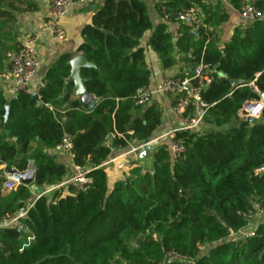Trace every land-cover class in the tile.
Here are the masks:
<instances>
[{
    "label": "trees",
    "instance_id": "trees-1",
    "mask_svg": "<svg viewBox=\"0 0 264 264\" xmlns=\"http://www.w3.org/2000/svg\"><path fill=\"white\" fill-rule=\"evenodd\" d=\"M153 1L160 16L191 6L204 14L197 35L181 25L173 42L160 22L148 44L163 68L177 63L176 53L189 65L186 75L200 62L211 68L202 93L206 126L176 129L180 153L162 141L150 154L151 170L132 162L109 184L102 163L112 147L151 140L162 117L157 105L134 106L130 99L150 82L139 44L152 28L146 6L104 0L82 27L77 47L92 65L79 69L86 92L97 99L91 110L72 98V84L64 87L70 53L47 68L37 100L20 91L10 100L0 95V165L6 170H25L33 159L34 184L58 185L67 169L44 150H54L65 134L73 163L89 166L85 190L55 188L31 206L23 184L0 197V217L28 206L25 230L0 229V264H264V219L253 236L229 239L254 214L264 215V104L257 119L238 115L264 93V0H255L259 17L234 27L222 50L214 27L227 16L206 0ZM228 1L239 9V0ZM33 10L30 0H0V72L5 52L17 45V15ZM231 80L240 84L232 87ZM110 133L111 146L105 145ZM172 252L183 261H164Z\"/></svg>",
    "mask_w": 264,
    "mask_h": 264
},
{
    "label": "built area",
    "instance_id": "built-area-1",
    "mask_svg": "<svg viewBox=\"0 0 264 264\" xmlns=\"http://www.w3.org/2000/svg\"><path fill=\"white\" fill-rule=\"evenodd\" d=\"M86 1L87 0H49L48 11L42 24V33L56 42L64 40L65 34L61 19L68 13L73 4H83ZM238 12L242 24H247L260 15L255 6V0H239ZM203 20L204 16L196 6L182 9L172 16L166 13H163L161 16V21L173 31V42L181 35L179 26L183 25L187 26L190 30H199L205 27ZM38 39L39 36L36 34L28 35L22 42L18 43L14 48L6 51L4 54L5 67L0 72V82L11 84L15 93L14 97L19 91L30 94L35 93L38 96V91L42 83L35 86L33 85V79L38 68L36 53V43ZM210 74L211 68L200 62L191 69L188 75L182 77H165L162 79L158 92L173 99V108L180 122L179 129L199 130L198 126L201 124L202 114L206 108V104L202 99V93L210 82ZM250 86L255 90L253 83H251ZM152 94L153 92L147 87H140L131 95L130 99L134 106L144 107L149 104ZM250 115L259 116L252 115L251 113ZM174 131L164 133L162 141L169 145L173 153L178 154L182 151V147L174 141ZM113 136L114 135L111 133L107 135L105 145L111 146ZM117 136L120 137V135ZM151 143L152 140L137 142L134 143L133 146L129 143L128 145L131 147L128 154L133 155L136 162H142L148 158L152 152L150 150ZM55 150L65 152L70 157L72 169L69 176L62 183L54 187V189L73 187L76 190H85L86 184L89 181L87 176L89 166H77L73 163L70 136L65 134L61 142L55 147ZM106 160L102 163L103 168ZM131 163L132 161L129 160L120 161L116 164L115 168L119 172H123L131 167ZM0 181L3 190L6 191L15 190L21 184L18 175L9 173V171L5 169V166L1 165ZM37 197H39V195H37ZM49 200L52 203L55 202L52 198ZM28 206H31V204ZM28 206L20 208L14 214L0 217V229L11 227L20 231L25 230L23 220L26 218ZM262 213H264V211H262ZM242 230L245 231L241 234L243 238L254 235V227H250L248 230H245V228ZM166 256L167 260L183 259L174 252L168 253Z\"/></svg>",
    "mask_w": 264,
    "mask_h": 264
},
{
    "label": "crops",
    "instance_id": "crops-1",
    "mask_svg": "<svg viewBox=\"0 0 264 264\" xmlns=\"http://www.w3.org/2000/svg\"><path fill=\"white\" fill-rule=\"evenodd\" d=\"M30 1L35 4V10L19 13L17 15L15 27L17 31V44L22 42L28 35L36 34L39 36L38 42L36 43L38 68L36 75L33 79V85L35 86L42 83V78L44 76L45 71L50 66V64H52L58 58L59 55L63 53H70L72 55L71 58L80 54L82 55L81 52L77 51V47L81 42V29L85 24H88L90 22L91 16L97 9H99V7L103 4L104 0H87L83 4H73L68 13L61 19L65 38L60 42H56L51 38L46 37L42 33V24L48 11L49 0ZM139 1L143 2L146 6L147 13L152 24V28L146 33H144V35L139 41V44L143 47L144 59L147 68L150 72V82L147 88L151 90L153 94L151 96L149 104L157 105L161 111V124L156 129L151 138L152 141H156L158 144L162 142L164 133L168 131H174L180 128V122L173 108V99L158 92L159 86L161 84L162 79L165 77H182L183 74L186 75L189 70V65L187 64V62L182 60V54L176 53L175 57L177 58V63L170 68H163L158 55L155 51L152 50V48L148 44L149 38L154 28L160 22H162L161 16L154 8L153 0ZM205 3L208 4L213 11L219 10L222 12V14H225L227 16L224 21L218 23L214 27L217 44L221 46L220 48L222 49L223 43H225L229 39L234 27L242 25L241 17L239 15L238 10L235 9L229 3L228 0H206ZM167 28L171 33L173 32L169 26H167ZM14 94L15 93L11 84H5L3 82H0V95L3 98L10 100L14 97ZM71 96L72 98H78L74 95V92ZM205 126L206 125L203 124V127ZM1 134L2 133L0 132V135ZM130 144L132 146L134 145V143ZM130 147L129 145L124 148L112 147L111 153L108 159L106 160V163L104 164V170L106 171L108 178H111L110 185L116 179L120 178L121 175L124 173V171L119 172L115 168L118 162L128 160V158H130V161L135 162L134 156L128 154ZM44 152L46 154L52 155L56 162L61 163L66 167L67 173L63 180L60 182L62 183L69 176L72 169V161L70 157L65 152L57 151L55 149L52 151L45 149ZM136 164L142 166L145 171L152 169L150 156L142 162H136ZM53 189L48 192L51 193ZM2 191L4 190L0 181V197H2ZM31 194L32 198L35 199L37 197V194L32 190Z\"/></svg>",
    "mask_w": 264,
    "mask_h": 264
},
{
    "label": "water",
    "instance_id": "water-1",
    "mask_svg": "<svg viewBox=\"0 0 264 264\" xmlns=\"http://www.w3.org/2000/svg\"><path fill=\"white\" fill-rule=\"evenodd\" d=\"M194 35L198 34L197 29L191 30ZM222 50V49H221ZM68 65L70 67V73L69 76L64 81V87L68 84H72L74 88V95L77 96L81 102L82 107L85 110H91L93 106L97 103V99L91 95L90 93L86 92L84 88V82L85 80L82 79L79 76V69L81 67H89L92 66L90 63H88L83 55H77L73 58H71L68 61ZM231 86L234 87L238 84H240V81L237 80H231L230 81ZM33 98L37 100V95L35 93L31 94ZM264 104V93L260 94V100L257 102H246L245 106L247 107L248 111L252 115H259ZM4 123H7L8 121V112H9V106H4ZM252 117V116H251ZM38 139V138H37ZM157 144L156 141H152L150 144V150H153V147ZM9 173L16 174L20 178L21 184L25 186H29L30 190L35 192L37 195L42 196L46 194L48 191L52 190L54 188V185H45L38 187L34 184V173H35V162L33 159L28 160V164L25 170H18L14 166H10L8 168ZM9 193V191H2L1 195L5 196ZM34 202V198L29 200V204H32ZM19 233H21L20 230H18Z\"/></svg>",
    "mask_w": 264,
    "mask_h": 264
},
{
    "label": "rangeland",
    "instance_id": "rangeland-1",
    "mask_svg": "<svg viewBox=\"0 0 264 264\" xmlns=\"http://www.w3.org/2000/svg\"><path fill=\"white\" fill-rule=\"evenodd\" d=\"M251 102H252V101H251ZM253 102H257V101H253ZM238 115H239L240 118H248V117L251 116L250 113H249V111H248V109H247V107L245 106V104H244L243 107L239 110ZM252 117H254V118L257 119L259 116H252ZM198 128H199V129H202L203 126L200 124V125L198 126ZM128 160L130 161V158H128ZM135 162H136V161H135ZM124 172H125V171H124ZM108 180H109V184H110V183H111V178H109ZM64 189H65V188H64ZM263 214H264V213H263ZM263 219H264V215L261 216L260 214H254V216L251 218V220H250L248 226H246L245 230H248L250 227H256V226H258L259 223H261V221H262ZM243 232H245V231H243V230H239L238 232H232V234L230 235L229 239L234 240V239H237V238H241V234H242ZM242 238H243V237H242ZM163 260H164V261L167 260V256H166V255L164 256V259H163ZM170 260H176V259H170Z\"/></svg>",
    "mask_w": 264,
    "mask_h": 264
}]
</instances>
